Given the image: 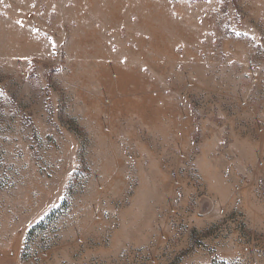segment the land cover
<instances>
[{"label":"rangeland","instance_id":"rangeland-1","mask_svg":"<svg viewBox=\"0 0 264 264\" xmlns=\"http://www.w3.org/2000/svg\"><path fill=\"white\" fill-rule=\"evenodd\" d=\"M92 2L0 0V264H264V0Z\"/></svg>","mask_w":264,"mask_h":264},{"label":"bare ground","instance_id":"bare-ground-1","mask_svg":"<svg viewBox=\"0 0 264 264\" xmlns=\"http://www.w3.org/2000/svg\"><path fill=\"white\" fill-rule=\"evenodd\" d=\"M86 3H88L87 5L92 7V0H85ZM78 2V1H77ZM100 2V8L101 11H99V13L101 12L109 21H105L104 19V23L105 26H113L115 23L120 22L123 13L129 12L131 14H134L137 16V21H136V28H146V29H152V27H154L153 25V18H157L158 17V10H156L157 8H155V5H153V3L151 2V0H99ZM98 2V3H99ZM154 2V0H153ZM96 3V0H95ZM155 3V2H154ZM95 5V4H94ZM75 7V6H74ZM77 7V6H76ZM75 7V8H76ZM95 7V6H94ZM74 8V9H75ZM93 8V7H92ZM85 7H83V5H78V7L74 10L75 13H78L79 11H84ZM94 9V8H93ZM92 9V11H93ZM96 9V8H95ZM99 9V8H98ZM97 11V10H96ZM154 11H156V13H154ZM98 12V11H97ZM99 13H96L95 16H98ZM161 13V12H160ZM73 14V13H72ZM92 14V12H91ZM93 15V14H92ZM91 15V16H92ZM90 16V15H89ZM90 16V17H91ZM124 16V15H123ZM76 17V16H75ZM89 18V17H88ZM97 18V17H96ZM104 18V17H103ZM106 19V20H107ZM124 20V19H123ZM112 21L113 24H110V22ZM122 21V20H121ZM165 21V20H164ZM123 22V21H122ZM163 23V22H162ZM90 25V23H88ZM156 25V24H155ZM134 26V25H133ZM88 27V26H86ZM157 30V29H156ZM149 31V30H148ZM150 32V31H149ZM152 32V31H151ZM154 33V32H153ZM160 33V32H159ZM156 34V33H155ZM87 37L84 39H82L81 41V45L84 47V45H88V44H92V43H97L100 42V38L97 36V34L95 33V31L91 32H87ZM96 39H93V38ZM98 37V38H97ZM154 39L158 40L157 35H155L153 37ZM78 44V43H77ZM80 44V42H79ZM79 47V46H78ZM96 49L98 46H95ZM85 48V47H84ZM95 49V50H96ZM82 54H80V57L83 56V54H85V50L82 49V52H80ZM90 53V52H89ZM92 53V52H91ZM95 53V52H94ZM101 56V55H100ZM105 56V55H104ZM89 73V72H88Z\"/></svg>","mask_w":264,"mask_h":264},{"label":"built area","instance_id":"built-area-1","mask_svg":"<svg viewBox=\"0 0 264 264\" xmlns=\"http://www.w3.org/2000/svg\"><path fill=\"white\" fill-rule=\"evenodd\" d=\"M186 87L189 88L190 85H187ZM186 118H187V117L184 115V116H182L181 119H182V120H186ZM173 184H174L175 186H177V185L179 184V182H178L177 180H174V181H173ZM208 204H210V203H208ZM216 211H217V212L219 211L220 213H224V209H222L221 207H219V205H218V208L216 209ZM170 212L173 213L174 210H171Z\"/></svg>","mask_w":264,"mask_h":264},{"label":"crops","instance_id":"crops-1","mask_svg":"<svg viewBox=\"0 0 264 264\" xmlns=\"http://www.w3.org/2000/svg\"><path fill=\"white\" fill-rule=\"evenodd\" d=\"M223 183H225V181H221V182H220V184H222V185H223ZM225 186H228V184H226ZM208 188H209V190H210L209 192H214V191H213V187H210V186H209ZM226 200H227V199H223L221 202H226ZM200 224H201V223H198V226H200ZM219 258L223 259L224 257H223L222 255H219Z\"/></svg>","mask_w":264,"mask_h":264}]
</instances>
